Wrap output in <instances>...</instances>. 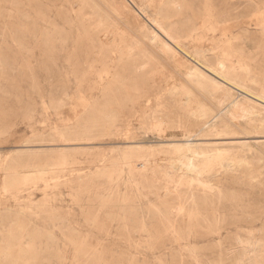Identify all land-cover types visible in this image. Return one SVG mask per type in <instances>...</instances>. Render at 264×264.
Segmentation results:
<instances>
[{
    "label": "rangeland",
    "instance_id": "1",
    "mask_svg": "<svg viewBox=\"0 0 264 264\" xmlns=\"http://www.w3.org/2000/svg\"><path fill=\"white\" fill-rule=\"evenodd\" d=\"M1 1L10 9L0 12V244L14 238L22 240L24 248L0 252V264H115L112 254L121 264H264V242L260 243L264 240V0H181L182 9L169 8L166 16L161 9L170 0H122L130 7L127 11L114 0ZM220 3L229 4L234 15L246 14L245 25L235 31L263 32V39L250 45L245 35L230 42L234 31L219 30L224 27L222 16H216L224 8ZM202 12H209L208 18ZM150 20L159 21L181 43L177 56L159 61L164 71L157 75L154 62L160 56L151 41L157 29ZM193 26L196 31L189 35ZM216 48L226 50L241 72L240 79L214 71L217 57L227 58L215 55ZM242 53L249 58H242ZM199 72L203 80L213 82L214 90L198 88L193 79ZM104 93L110 103L105 116L116 118L112 124L91 122L97 110L91 105L106 102ZM170 97L182 118L192 116L201 124L197 135L187 139L169 123L162 131L155 126L157 112L171 122L175 108ZM143 116H150V130L143 129ZM107 125H112L109 132ZM136 148L156 150L159 156L142 157ZM27 156L31 161L27 167L5 170ZM64 156L67 165L45 169L60 164ZM149 160L152 168L146 170ZM121 168L119 176L116 170ZM127 168H133L131 174ZM97 171L106 174L93 177ZM7 173H15L28 185L18 194L4 193ZM144 173L155 193L133 201L146 223L144 230L136 229L128 238L125 230L105 236L90 225L89 214L105 213L97 210L104 199L114 200L112 205L119 208L124 203L116 200L118 196L135 199L132 192L137 189L126 183L134 182V175L146 182ZM79 177L89 182L70 186ZM219 197L216 219L225 228L220 236H207L215 218L212 210L204 209V202ZM159 199L169 205L170 221L158 218L153 203ZM192 214L194 233H185L183 223ZM70 228L88 238V244L104 245L103 253L90 256L75 250Z\"/></svg>",
    "mask_w": 264,
    "mask_h": 264
},
{
    "label": "bare ground",
    "instance_id": "2",
    "mask_svg": "<svg viewBox=\"0 0 264 264\" xmlns=\"http://www.w3.org/2000/svg\"><path fill=\"white\" fill-rule=\"evenodd\" d=\"M115 3L118 4L119 2V7L121 10L123 11H127L130 7L127 3H125L124 1L122 0H114ZM90 5H94L92 4V2L90 1ZM181 0H170L162 9H161V12L164 16H166L169 12H168V9L171 8L172 10L174 11H178L180 9H182V6H181ZM135 4V3H134ZM224 5V8L222 10H217L216 12L218 14H216L217 17L219 16H222V19L220 20V22L223 21V24H224V27L220 26L219 27V30H224V29H231L233 30V34H230V38H229V41L234 43L235 38H237L238 36H247V39H249L250 42H246L247 44H250L252 45L253 42H256L258 41L260 38L263 37V32H261L260 34H245L243 33L242 31H235L237 28L239 27H242L244 24L243 22V18L246 16V14H241V15H234L233 14V11L231 10V7H229L230 5L229 4H219V6H223ZM150 6V5H149ZM148 6V7H149ZM139 7V6H138ZM94 8V7H93ZM9 7L7 6V3H3V1L0 0V12H5L6 11H9ZM17 9V8H15ZM18 10V9H17ZM150 10V9H149ZM35 11V10H33ZM147 11V10H146ZM170 11V10H169ZM144 13V11H142ZM149 12V11H148ZM168 12V13H167ZM150 13V12H149ZM203 14L207 15L206 18H208V15L210 14L209 12H202ZM17 14V13H16ZM18 15V14H17ZM28 16V15H27ZM144 16L146 17V14L144 13ZM113 17V16H112ZM88 18V17H87ZM133 18V17H132ZM116 19V18H115ZM148 20V18H146ZM232 19H236L237 22L235 23H230V21ZM125 20V19H124ZM125 22V21H124ZM150 22L155 26V28L157 29V32L154 31V35L152 36L151 38V41L153 42V45L155 47V50L157 52V54L160 56V58H158V60H156L154 62V69H153V72L154 74H161L163 73L164 69H163V66L159 67V61L161 59H164V58H167L171 55L173 56H177L178 55V51L176 48H179V45H181L180 43V40L178 37H176L174 35V33H172L170 30H167L165 29L164 27L161 26L160 22L159 21H155V20H150ZM207 22V21H206ZM206 22L203 23V25L200 27L201 29L206 25ZM229 22V23H228ZM150 24V23H149ZM189 24V22L187 23ZM108 29V28H107ZM193 31H196L195 29V26H193L191 28V30L189 31V35H191L193 33ZM246 32V31H244ZM252 33V32H250ZM114 36V35H113ZM218 36V35H217ZM216 39V38H215ZM263 39V38H262ZM113 41V40H112ZM120 41V40H119ZM190 41V40H189ZM112 43V42H111ZM120 47V46H118ZM212 49V48H211ZM121 51V50H120ZM119 51V52H120ZM204 51V50H203ZM213 51V50H212ZM209 52V51H208ZM214 52H215V55H217L218 53H223L225 56H227V58H225L226 60H221L217 57L216 61H214L213 65H215V72L218 73L219 75H222L224 76L225 78L227 79H231V78H235V79H240L241 78V72H239V70H237L238 67H236V65H234L231 61V57L228 56L226 54V50L225 51H220L218 48L214 49ZM209 54V53H208ZM222 54V55H223ZM203 55V54H202ZM233 55V53H231V56ZM242 58H249V56H246V53H242ZM200 60V59H199ZM196 62V61H195ZM198 62V61H197ZM238 62V61H237ZM201 63V62H199ZM163 64V63H162ZM197 64V63H196ZM209 64V63H207ZM238 64V63H237ZM164 65V64H163ZM240 65V64H239ZM243 66V65H242ZM205 67V66H204ZM141 68V67H140ZM110 72V71H108ZM248 72V71H247ZM167 73V72H166ZM172 73V72H171ZM218 76V75H216ZM158 77V76H157ZM203 77L205 78V76H203V73L199 72L198 74L195 75L193 81H196L198 84V88L202 91H206V90H214L216 88V86L213 84V82H207L205 80H203ZM202 78V79H201ZM221 78V77H220ZM160 79V78H159ZM172 79V78H171ZM225 80V79H224ZM216 81V80H215ZM251 81V80H250ZM157 83V82H156ZM161 84V82H160ZM169 84V83H168ZM232 84V83H231ZM237 84V83H236ZM229 86V85H228ZM237 86V85H236ZM240 86V85H239ZM219 87V86H218ZM241 87V86H240ZM179 88V87H178ZM239 88V87H238ZM242 88V87H241ZM170 89V88H169ZM219 89V88H218ZM158 94L161 93L160 89L156 88ZM241 90V89H240ZM107 93H104L103 94V97H105V99H107V101L105 102H95L91 105V107L97 109L96 112H94L93 116H92V120L91 122H96L98 121L99 124H103V123H114L116 121V118H112L110 117L108 120H107V116H105V112H106V108L107 106L110 105L109 103V98L106 97ZM222 95V94H221ZM254 96V95H253ZM169 97V96H168ZM239 97V96H238ZM237 97V98H238ZM224 98V97H223ZM236 98V99H237ZM194 99V98H193ZM170 100V105L172 107L175 108V110H172L171 111V116H170V121L171 122H167L166 121V117L169 118V116H166V115H162L160 114V112H157L155 113L154 115V122H155V126L158 127V129H160L162 131V127L165 126L167 123H169L170 125H173L174 128H179L182 130L183 134L185 135V138L187 139H190L192 138L194 135H197L196 134V130L197 128H199L201 126L200 123H196V120L192 118V116L190 117L191 119L190 120H186L185 118H182L181 117V112L179 111V109H177V105L176 103L174 102L173 100V97H170L169 98ZM227 100V99H225ZM234 100V99H233ZM239 100V99H238ZM234 102H237L234 101ZM241 102V101H240ZM239 102V103H240ZM209 103V102H208ZM237 105V104H236ZM233 106V105H232ZM226 107V106H225ZM229 109L230 106H228ZM186 108V107H185ZM214 109V108H213ZM260 111V110H259ZM258 111V112H259ZM219 112H223V111H219ZM226 112V111H224ZM95 113L97 114V116L95 115ZM201 113V112H200ZM203 114V113H202ZM205 114V113H204ZM221 115V113H219ZM218 114V115H219ZM237 114V113H236ZM227 116V115H226ZM258 116V115H257ZM114 117V116H113ZM217 117V116H216ZM215 117V118H216ZM223 118V117H222ZM220 118V119H222ZM237 118V117H236ZM78 120V119H77ZM103 120H106L104 122H102ZM150 116H143L142 120H141V124L144 125L143 126V129L145 130H148L150 128ZM206 120V119H205ZM239 120V119H238ZM209 121V120H208ZM224 121V120H223ZM211 122V121H210ZM219 122V121H218ZM229 122V121H228ZM246 122V121H245ZM249 122V121H247ZM240 123V122H239ZM242 123V122H241ZM244 123V122H243ZM98 124V125H99ZM203 124V123H202ZM207 124V123H206ZM224 124V123H223ZM227 124V123H226ZM233 124V122H232ZM264 124V123H263ZM98 128H100L101 126H98ZM243 125V124H242ZM262 126V124H260ZM207 126V125H206ZM211 126V125H210ZM228 126V125H227ZM234 126V125H233ZM110 127H112V125H107L105 128H108L107 129V132L110 131ZM223 127V126H222ZM225 127V126H224ZM202 128V127H201ZM200 128V130H201ZM209 128V127H208ZM258 128V127H257ZM203 129V128H202ZM216 129V128H215ZM218 129V128H217ZM225 129V128H224ZM234 129V127L232 128ZM236 129V128H235ZM248 129V128H246ZM260 129V128H259ZM150 130V129H149ZM159 130V131H160ZM199 130V131H200ZM237 130V129H236ZM240 130V129H238ZM254 130V129H252ZM256 131V130H255ZM49 132V131H48ZM206 132V131H205ZM214 132V131H213ZM228 132V131H227ZM240 132V131H239ZM45 133V132H44ZM146 133V131H145ZM144 133V134H145ZM152 133V132H151ZM212 133V132H211ZM220 133V131H219ZM218 133V135H219ZM149 134V133H148ZM153 134V133H152ZM40 135V134H39ZM182 136V134L180 135ZM246 136V135H245ZM230 137V136H229ZM196 138V137H195ZM198 138V137H197ZM218 138V137H217ZM146 139H148V137H146ZM167 139V138H166ZM165 139V140H166ZM186 139V141L188 142V140ZM145 140V139H143ZM169 140V139H168ZM171 140V139H170ZM174 140V139H173ZM177 140V139H176ZM196 140V139H194ZM193 140V141H194ZM198 140V139H197ZM129 141V140H128ZM127 141V142H128ZM180 141V140H179ZM149 142V141H148ZM159 142V141H158ZM167 142V141H166ZM156 143V142H155ZM171 142H169L170 144ZM184 143V142H183ZM98 145V144H97ZM233 145V144H231ZM217 146V145H216ZM220 145H218L217 147H219ZM223 146V145H222ZM236 146V145H234ZM242 146V145H241ZM251 146V145H250ZM216 147V148H217ZM226 147V146H225ZM224 147V148H225ZM238 147V146H237ZM186 148V147H185ZM200 148V147H199ZM214 148V147H213ZM228 148V147H227ZM235 148V147H234ZM242 148V147H240ZM251 148V147H250ZM208 149V148H207ZM218 149V148H217ZM223 149V148H222ZM233 149V148H232ZM141 151V153L139 155H141L142 157H151L152 159H155L156 157L159 156V152L156 151V150H152V151H149L147 149H142V148H136L134 149V151ZM206 150V149H205ZM224 150V149H223ZM251 150V149H250ZM249 150V151H250ZM190 153V152H189ZM226 153V152H224ZM244 153V152H243ZM242 153V154H243ZM191 154V153H190ZM223 154V153H222ZM229 154V153H228ZM231 154V153H230ZM193 155V154H192ZM191 155V156H192ZM225 154H223L224 156ZM236 155V154H235ZM245 155V154H244ZM243 155V157H244ZM198 156V155H197ZM218 156H220L218 154ZM222 157V155H221ZM227 157V156H225ZM210 158V157H209ZM246 158V157H245ZM126 158L125 157H122L121 160H125ZM192 159V158H191ZM198 159V158H197ZM207 159V158H206ZM216 159V157H215ZM221 159V158H220ZM226 159V158H225ZM239 159V157H238ZM115 160V159H114ZM195 160V158H194ZM211 160V159H210ZM212 161V160H211ZM216 161V160H214ZM219 161V160H218ZM222 161V160H221ZM219 161V162H221ZM230 161V160H229ZM233 161V159H232ZM246 160H244L243 162H245ZM30 158L27 156V157H22V158H18L17 162H16V166L14 168H11L9 169L6 168L5 170L8 171V170H17L18 169H21V168H24V167H27L28 165H30ZM69 162V160L67 159V156L63 157V161L60 163V164H56V163H53V164H48V165H45V169H48L49 170L53 169L54 166L56 165H67ZM210 162V161H208ZM242 162V163H243ZM131 163V162H130ZM213 163V162H212ZM222 163V162H221ZM129 165V163H127ZM152 160H149L147 161V164H146V167L148 169L152 168ZM159 164V163H158ZM205 164V163H204ZM203 164V165H204ZM223 164V163H222ZM232 164V163H231ZM240 164V162H239ZM246 164V163H245ZM105 165V164H104ZM208 165V163L206 164V166ZM214 165V164H213ZM33 166V165H32ZM126 166V164H125ZM134 166V165H133ZM201 166V165H200ZM211 166V165H210ZM239 166V165H238ZM241 166V165H240ZM112 167V166H111ZM116 167V166H115ZM127 167V166H126ZM215 167V166H214ZM230 167V166H229ZM236 167V166H235ZM242 167V166H241ZM125 168V167H124ZM182 168V167H181ZM190 168V167H189ZM198 168V167H197ZM223 168V167H222ZM128 169V168H127ZM130 169V168H129ZM128 169V171H129ZM214 169V168H213ZM216 169V168H215ZM236 169V168H235ZM239 169V168H238ZM250 169V167H249ZM183 170V169H181ZM193 170V169H192ZM223 170V169H222ZM118 172V175L119 176H122L123 175V171H122V168L121 169H118L116 170ZM133 171V168L130 169V174L131 172ZM188 171V170H187ZM211 171V170H210ZM215 171V170H214ZM42 172V171H41ZM106 171H97L95 172V175L93 177H99L101 175H105ZM168 172V171H167ZM180 172V171H179ZM216 172V171H215ZM232 172V171H231ZM28 173V172H27ZM30 173V172H29ZM32 173V172H31ZM174 173V172H173ZM183 173V172H182ZM187 173V172H186ZM185 173V174H186ZM202 173V172H201ZM112 174V173H111ZM188 174V173H187ZM192 174V173H191ZM134 175V174H133ZM132 175V177H133ZM144 180L146 182H143V181H140L137 179V175H134V182L132 183H126V186H131V187H134L136 188L137 190L132 192L133 194H135L134 196L136 197L135 199H131L128 195H124V196H118L117 197V201L118 202H121V203H124L123 206H121L120 208L119 207H114L112 205V202L114 200H110V199H104L103 202L105 203L104 205H101L97 208V210L99 211H105V213H103V215L99 214V213H94V214H89V220H90V225L92 226H95V227H98L100 230H101V233L105 236H112L114 234H120L121 235V231L125 230L126 231V234H127V238L131 237V233H133L134 230L136 229H140V230H144L146 228V223L145 221L141 220V218L139 217V213H138V209L135 207V205L133 204V201H135L136 199H141L143 197H148L150 194H154L155 193L152 191V188H151V184L147 181V175L144 173ZM151 175V174H149ZM184 175V174H183ZM199 175V174H198ZM112 176V175H111ZM128 176V175H127ZM170 176V175H169ZM180 176V175H179ZM186 176V175H185ZM192 176V175H191ZM216 176V175H215ZM91 177V176H90ZM199 177V176H198ZM217 177V176H216ZM131 178V177H130ZM197 178V177H196ZM204 178V177H203ZM178 179V178H177ZM187 179V178H186ZM193 180V179H192ZM191 180V181H192ZM199 179H197V182H198ZM210 180V179H209ZM158 181V179H157ZM160 181V179H159ZM214 181V180H213ZM89 181L85 182L84 180V177H79L77 178L74 182H70V186L72 185H75V186H85ZM199 183V182H198ZM207 183V182H206ZM45 184L48 186L47 182H45ZM170 184V183H169ZM202 184V183H201ZM211 184V183H210ZM213 184V183H212ZM24 185H28V182L26 181H23L21 180L20 178H18L16 176L15 173H12V174H9L7 173L5 175V178L3 180V192L4 193H16L18 194L20 192V190H22V186ZM34 185V184H33ZM203 185V184H202ZM206 185V184H205ZM214 185V184H213ZM190 186V185H189ZM207 186V185H206ZM180 187V186H179ZM186 187V186H185ZM193 187V186H192ZM214 187V186H213ZM142 188H147V190H141ZM211 188V187H210ZM179 189V188H178ZM218 189V188H216ZM167 190V189H166ZM196 190H197V187H196ZM199 190V189H198ZM204 190V189H202ZM208 191V189H207ZM215 191V190H214ZM156 192V191H155ZM157 193V192H156ZM171 193V192H170ZM191 194V193H190ZM210 194V193H209ZM164 195V194H163ZM16 197V196H14ZM242 199V198H241ZM146 200V199H145ZM144 200V201H145ZM140 201V200H139ZM151 201V200H150ZM31 202V201H30ZM45 202H47V200H45ZM193 202H196V200L194 199ZM125 203H128L130 205H126ZM222 203V197H219L217 200H214V199H211V201H206V203L204 202V209L205 210H212L213 211V218H215L214 222L210 223L209 224V230L208 232H206L207 236L208 235H218L220 236L221 235V231L223 230V228H225V226L223 225V222L219 219H216L218 216V205H220ZM172 204V203H171ZM146 205V204H145ZM154 210L155 212L157 213L158 215V218L162 221H170L171 220V217H170V212H169V205H167L166 203H164L161 199L158 200V204H154ZM151 205V206H153ZM164 205L165 207V210L163 211L161 209V207ZM105 206H108L111 210L110 211H107V207L105 208ZM147 206V205H146ZM215 206H217L215 208ZM144 207V206H143ZM183 209V208H182ZM142 210V209H141ZM198 210V209H197ZM183 212V211H182ZM3 212L0 211V214H2ZM174 213V212H173ZM220 213V212H219ZM142 216V215H140ZM192 217H190L189 220H186L184 223H183V226H184V229H185V233H194V214L191 215ZM174 217V216H173ZM101 218H105V219H110V221H112L111 223H115V225H110V224H106L102 221H99ZM240 218V217H239ZM171 224V223H170ZM196 224V223H195ZM246 224V223H245ZM24 224H20V226H23ZM149 225V224H148ZM53 226V224H52ZM60 227V230L62 229L61 226ZM166 227V226H165ZM116 228V230L114 229ZM173 228V227H172ZM114 229V230H113ZM239 229V228H238ZM14 229H11V231H13ZM121 230V231H120ZM254 230V229H253ZM3 229L1 228L0 229V232H2ZM250 231V229H249ZM256 231V230H255ZM260 232V231H259ZM78 233H80L79 231H77L76 229L74 228H70L69 230V237L71 239V242L75 245V250L77 251H80V252H84L86 254H89L90 256L94 255L95 253H103V249L105 248L104 245L102 244H99V245H91V244H88V238L84 237H79ZM248 233V232H247ZM43 233H41L40 231H37V236L40 237L42 236ZM46 234V233H44ZM177 234V233H176ZM249 234H252V233H249ZM49 235V233H47L45 236ZM139 235H140V232H139ZM171 235V234H170ZM253 235V234H252ZM25 236V234H23V237ZM178 236V235H177ZM22 237V238H23ZM34 237V236H33ZM169 237V236H168ZM179 237V236H178ZM212 237V236H211ZM257 237V235H256ZM10 239V237H8ZM47 238V237H46ZM237 238V237H236ZM241 238V237H240ZM219 241V247L221 246V237L218 238ZM228 239V238H227ZM249 239V238H248ZM252 239V238H251ZM258 239V237H257ZM11 241L9 242H4L0 244V252H5L6 250H13L14 248H18L20 250H23L24 246H23V243H22V240H18V241H15L14 238H11L10 239ZM263 240V239H262ZM223 241V240H222ZM227 241V240H226ZM234 241V240H233ZM242 241V239H241ZM245 241V240H244ZM0 242H2V238H0ZM31 242V241H30ZM169 242V241H167ZM261 242H264L263 241H260ZM26 243H28V246L26 247L27 249L31 248V245L29 244V240H26ZM170 243V242H169ZM240 243V242H239ZM248 243V242H247ZM251 243H255V242H251ZM134 244V243H133ZM141 244V243H140ZM216 244V243H215ZM250 244V243H249ZM247 244V245H249ZM264 244V243H263ZM199 245V244H198ZM188 246V245H187ZM186 246V248H187ZM246 246V245H245ZM193 247V246H192ZM252 247V246H251ZM258 247V246H257ZM148 248V247H147ZM204 248V247H203ZM202 248V250H203ZM253 248V247H252ZM117 249V248H116ZM189 249V248H188ZM260 249V248H259ZM263 249V248H262ZM169 250V249H168ZM207 250V249H206ZM218 250L220 251V254H221V249L218 248ZM248 250V249H246ZM250 250V249H249ZM253 250V249H252ZM258 250V249H257ZM189 251V250H188ZM211 251V250H210ZM245 251V250H244ZM259 251V250H258ZM164 252V251H163ZM177 252V251H176ZM254 252V251H253ZM257 252V251H256ZM255 252V253H256ZM173 253V252H172ZM189 253V252H188ZM195 253V252H194ZM248 253V252H247ZM260 253V252H258ZM122 254V253H121ZM125 254V253H124ZM171 254V253H170ZM176 254V253H175ZM174 254V255H175ZM200 254V253H199ZM246 254V252H245ZM261 254H263L261 252ZM21 255V254H20ZM19 255V256H20ZM104 255V254H103ZM196 255H198L196 253ZM260 255V254H258ZM131 256V255H130ZM106 258H109L108 257V254L106 253L105 255ZM115 256H112L110 257V259H112V261L115 263V264H121V261H119L118 259H115L114 258ZM203 257V256H202ZM257 257V256H256ZM5 258V257H4ZM178 259V258H177ZM258 261V260H256ZM255 261V262H256ZM139 262V261H138ZM133 263V262H131ZM171 263V262H170ZM257 263V262H256ZM29 264V262L27 263ZM251 264V263H250ZM255 264V263H254ZM259 264V263H258Z\"/></svg>",
    "mask_w": 264,
    "mask_h": 264
}]
</instances>
